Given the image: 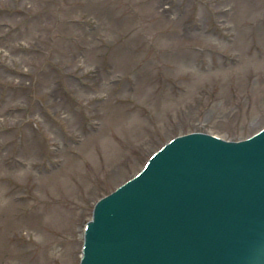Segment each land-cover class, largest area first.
<instances>
[{
    "label": "rangeland",
    "instance_id": "obj_1",
    "mask_svg": "<svg viewBox=\"0 0 264 264\" xmlns=\"http://www.w3.org/2000/svg\"><path fill=\"white\" fill-rule=\"evenodd\" d=\"M8 24L29 78L0 68V264H79L96 201L162 144L264 126V0H0Z\"/></svg>",
    "mask_w": 264,
    "mask_h": 264
},
{
    "label": "water",
    "instance_id": "obj_2",
    "mask_svg": "<svg viewBox=\"0 0 264 264\" xmlns=\"http://www.w3.org/2000/svg\"><path fill=\"white\" fill-rule=\"evenodd\" d=\"M82 264H264V132L171 142L98 203Z\"/></svg>",
    "mask_w": 264,
    "mask_h": 264
},
{
    "label": "bare ground",
    "instance_id": "obj_3",
    "mask_svg": "<svg viewBox=\"0 0 264 264\" xmlns=\"http://www.w3.org/2000/svg\"><path fill=\"white\" fill-rule=\"evenodd\" d=\"M249 137V136H248Z\"/></svg>",
    "mask_w": 264,
    "mask_h": 264
}]
</instances>
